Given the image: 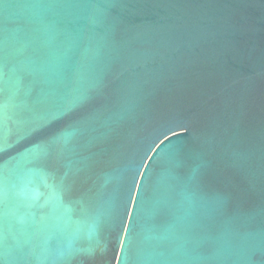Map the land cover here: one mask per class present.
<instances>
[{
  "label": "water",
  "instance_id": "1",
  "mask_svg": "<svg viewBox=\"0 0 264 264\" xmlns=\"http://www.w3.org/2000/svg\"><path fill=\"white\" fill-rule=\"evenodd\" d=\"M0 264H264V0H0Z\"/></svg>",
  "mask_w": 264,
  "mask_h": 264
}]
</instances>
